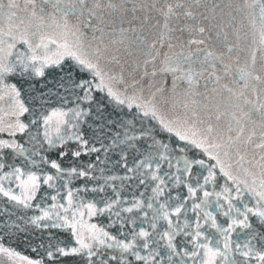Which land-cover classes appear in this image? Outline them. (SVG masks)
Masks as SVG:
<instances>
[{
  "label": "snow or ice",
  "instance_id": "snow-or-ice-1",
  "mask_svg": "<svg viewBox=\"0 0 264 264\" xmlns=\"http://www.w3.org/2000/svg\"><path fill=\"white\" fill-rule=\"evenodd\" d=\"M205 6L25 0L19 17L0 0V197L23 210L0 216V253L19 255L11 240L35 253L25 264H264V0L225 5L247 24L219 53L193 38L211 30ZM151 29L178 50L153 54ZM113 48H143L152 71L127 83Z\"/></svg>",
  "mask_w": 264,
  "mask_h": 264
},
{
  "label": "water",
  "instance_id": "water-1",
  "mask_svg": "<svg viewBox=\"0 0 264 264\" xmlns=\"http://www.w3.org/2000/svg\"><path fill=\"white\" fill-rule=\"evenodd\" d=\"M164 0H161V3H163ZM19 3V9L17 10V15L19 17H23L24 14V7H25V0H18ZM231 3L233 7H239L242 5L243 0H206V6L202 7L200 11L204 13L205 15L209 16H215V19L212 22V25L210 26L208 21L202 20V25L207 28H211L210 31H206L203 36H200L199 34H193V38L196 39H205V44L200 45L199 47L202 48H208L209 50L215 51L217 53L221 51H226L227 45L232 44L235 48V45L237 43V37H236V31L238 29H242L243 25L247 24V19L242 18L241 13L231 11V9H228L225 7V5H228ZM215 5V12L213 13L211 10L213 9ZM131 7V4L129 5ZM30 10V9H29ZM231 12V15L228 13ZM153 15H155L153 13ZM138 19L134 21V25L140 24V19H142V16L138 14ZM128 19H131V16L128 17ZM243 20V23H242ZM155 20L150 21V25L154 24ZM219 24L220 28L218 29L215 25ZM133 25L125 24L124 27H130ZM160 29H151L150 32L147 33L148 35V43L152 44L155 42L156 48L152 50L153 54L157 50L161 53V58L165 52L170 51H176L178 48H173L172 50H169L167 47H160V36H159ZM223 32L229 33L227 37L223 36ZM177 37L183 40H187L189 37L187 34H180L179 32L176 34ZM241 40H240V47L242 49H246L248 45L251 43V37L245 36L244 32L241 31ZM89 36H91V33L89 32ZM171 42L176 43V40H172ZM167 43V41L165 42ZM196 47V46H193ZM144 49H133V54L131 56H126L123 53V50L121 52L117 53L115 48L112 49L111 54L112 55H118L121 57V65H116L115 70L119 71L120 67L123 66L125 68V78L127 83L131 84L133 80H140L145 68L150 73L153 68L152 63H148L147 65L144 64V61L146 57L144 56ZM237 55L236 51L234 50L231 54L232 58H235ZM243 55V53H241ZM127 61V63H125ZM227 62V61H226ZM140 64V68L136 72H132L131 69L136 66V64ZM211 71V69H209ZM149 83V78H144L141 82V85L145 88H147ZM221 83H227L231 87H236L234 81L231 78L224 79L221 81ZM215 85L209 84L208 88L211 89ZM201 91L203 92L204 89L201 87ZM227 95V94H225ZM205 96L208 97V99H205L204 97H201V100L204 103H214L215 100H219L220 97L216 96L215 99L212 98L211 93H205ZM11 105L8 103L7 99L0 101V120L4 122V124H7L11 120ZM22 119H26V117H23ZM232 135H235V133H232ZM0 137L7 138L6 134H0ZM243 154V152L241 153ZM252 159V154L249 153L247 155L246 161H245V167L248 166L247 160ZM23 211L22 209H15L10 202L6 204V198L0 197V216L7 219V216L11 215L14 217L15 212ZM35 211V210H32ZM7 213V215H6ZM88 223H96L98 225L107 227L108 222L106 217H91L85 218ZM4 246L9 247L13 249L16 253L19 255L9 256L6 253H0V264H25V261L21 257H28V258H35V253L31 251L29 247H27L24 244H17L15 241L6 240L4 241Z\"/></svg>",
  "mask_w": 264,
  "mask_h": 264
}]
</instances>
